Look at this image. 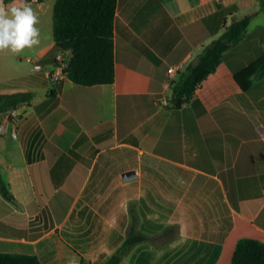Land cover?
<instances>
[{
    "label": "crops",
    "instance_id": "1",
    "mask_svg": "<svg viewBox=\"0 0 264 264\" xmlns=\"http://www.w3.org/2000/svg\"><path fill=\"white\" fill-rule=\"evenodd\" d=\"M246 15L244 38L171 107L179 72ZM56 48L38 53L43 70L0 84L35 93L0 136L16 198L0 192V252L100 264L133 224L177 234L137 245L122 264H235L239 238L264 241V76L254 64L264 57V0H118L113 83H54Z\"/></svg>",
    "mask_w": 264,
    "mask_h": 264
},
{
    "label": "trees",
    "instance_id": "2",
    "mask_svg": "<svg viewBox=\"0 0 264 264\" xmlns=\"http://www.w3.org/2000/svg\"><path fill=\"white\" fill-rule=\"evenodd\" d=\"M117 6L118 0L55 1L53 36L60 50L71 52L66 72L75 83L94 85L115 81ZM250 23V15L234 19L218 38L204 47L197 63H190L184 71L179 72L178 78L171 83V107L180 108L191 99L199 84L217 70L225 53L244 38ZM254 64L259 66L260 76H264V57ZM250 69L249 77L254 74V69ZM237 79L241 81L239 76ZM34 97L35 93L31 90L0 92V114L8 113L24 103L31 106ZM20 117L11 116L10 121L16 122ZM0 192L7 200L15 202L1 166ZM137 220L138 217L134 216L135 223ZM176 234V225L165 228L161 233L149 234L137 231L133 224L126 239L100 264H122L137 245L145 242L159 245ZM232 260L235 264H264V241L253 237L239 238ZM0 264L44 263L35 254L0 252ZM81 264L89 263L82 260Z\"/></svg>",
    "mask_w": 264,
    "mask_h": 264
},
{
    "label": "rangeland",
    "instance_id": "3",
    "mask_svg": "<svg viewBox=\"0 0 264 264\" xmlns=\"http://www.w3.org/2000/svg\"><path fill=\"white\" fill-rule=\"evenodd\" d=\"M38 1L39 0H25V2L31 4L34 14L38 17V24L36 27L40 32V44L32 48H25L18 53H14L10 49L0 50V84L8 79L18 77L31 69L32 64L26 61V57L31 56L37 58L41 49L48 55L54 54L55 51H57L53 37V10L56 0H44L42 4ZM16 2L17 5H19L20 0H16ZM12 3L13 0H4L5 5H11ZM123 162H126L123 167H129L135 163L132 157L125 159ZM123 191L129 193L128 188Z\"/></svg>",
    "mask_w": 264,
    "mask_h": 264
},
{
    "label": "clouds",
    "instance_id": "4",
    "mask_svg": "<svg viewBox=\"0 0 264 264\" xmlns=\"http://www.w3.org/2000/svg\"><path fill=\"white\" fill-rule=\"evenodd\" d=\"M38 17L30 3L20 0L17 5H5L0 0V50L10 49L18 53L25 48L40 44V32L36 27Z\"/></svg>",
    "mask_w": 264,
    "mask_h": 264
},
{
    "label": "built area",
    "instance_id": "5",
    "mask_svg": "<svg viewBox=\"0 0 264 264\" xmlns=\"http://www.w3.org/2000/svg\"><path fill=\"white\" fill-rule=\"evenodd\" d=\"M69 56L70 54L62 50H60L55 55L52 71L50 73L51 79L54 83L62 82L64 79L68 77L66 68L68 66ZM26 61L32 64V68H31L32 71L37 72L45 68V65L34 57L28 56L26 57ZM172 71H173V68H171L170 72ZM17 114H18V107L4 114L5 118L4 120L1 121V124H0V133H4L6 131L8 124L11 122L10 117L16 116ZM13 134L17 136V133L15 130L13 131Z\"/></svg>",
    "mask_w": 264,
    "mask_h": 264
},
{
    "label": "water",
    "instance_id": "6",
    "mask_svg": "<svg viewBox=\"0 0 264 264\" xmlns=\"http://www.w3.org/2000/svg\"><path fill=\"white\" fill-rule=\"evenodd\" d=\"M136 177V171L135 170H131V171H127L124 173V178L126 180L132 179Z\"/></svg>",
    "mask_w": 264,
    "mask_h": 264
}]
</instances>
